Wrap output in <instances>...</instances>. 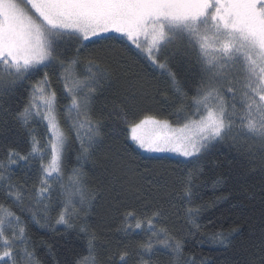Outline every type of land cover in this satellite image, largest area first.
I'll list each match as a JSON object with an SVG mask.
<instances>
[{"label":"trees","instance_id":"1","mask_svg":"<svg viewBox=\"0 0 264 264\" xmlns=\"http://www.w3.org/2000/svg\"><path fill=\"white\" fill-rule=\"evenodd\" d=\"M84 43L87 47H78L73 37L65 36L57 41L56 52L66 63L77 59L81 77L87 74L89 59L107 71L90 97L89 112L93 121L99 122V135L89 141L81 134L88 148L86 153L67 117L70 98L60 78L59 60L0 88V162L8 169H0L7 177L0 180V205L19 216L25 228L23 242L15 241L21 253L17 257L20 264H26L22 258L24 248L33 254V264H78L90 255L91 234H95L91 252L95 264H121L120 253L124 251L128 253L127 264H264V149L234 129L224 141L211 144L187 160L148 154L131 140L129 124L123 118L139 122L152 116L167 120L172 126L184 124L186 115L194 111L192 97L206 83L196 54L179 41L165 47L160 53L161 62L167 64L165 70L152 64L126 40ZM45 73L57 94L58 119L66 139L62 179L51 182L50 193H45L50 199L37 205L36 187L42 175L40 157L44 154V163L50 159V133L43 114L33 115L27 123L19 114L29 105L32 85L42 80ZM169 73H174L175 83ZM238 85H232L236 88L235 101L230 100L227 81L222 91L230 100L229 107L235 103L239 112L243 105ZM182 107L184 110L178 111ZM33 136L40 142L41 151L29 155ZM9 150L28 159L16 157V163L8 164ZM74 170L81 174L87 191L95 198L84 204L78 215L69 218L72 226L67 227L56 220L63 207L61 183L67 185ZM190 174L189 200L183 195V188ZM9 187L21 191L23 198L9 196ZM76 203L79 208V201ZM189 208L199 209L191 217L194 222H190ZM130 209L147 216L159 211L157 229L166 228L182 242L180 255L155 243L156 237L151 233L128 229L124 217ZM34 212L41 217L39 224L33 219ZM232 228L237 231L232 232ZM5 231L11 235V229ZM16 231L19 234L18 228ZM214 232L225 234L224 244L208 239ZM150 238L153 250L146 253L140 245Z\"/></svg>","mask_w":264,"mask_h":264},{"label":"snow or ice","instance_id":"2","mask_svg":"<svg viewBox=\"0 0 264 264\" xmlns=\"http://www.w3.org/2000/svg\"><path fill=\"white\" fill-rule=\"evenodd\" d=\"M65 36L73 37L78 47H87L85 41L122 43L126 40L152 64L165 70L167 64L160 60L165 47L179 41L196 54L203 66L206 83H202L192 97L194 111L186 115L181 128L169 131L167 120H156L152 116H145L139 122H129L126 116L123 117L129 124L131 140L140 149L194 157L211 144L224 141L234 129L239 130L238 135L254 140L264 149V0H0V88L26 79L41 65L59 60L60 78L70 98L67 117L72 121L77 139L81 140V148L86 153L88 148L81 134L89 141L99 135V122L93 121L89 112L90 97L96 91V85L106 78L107 71L89 59L87 74L81 77L77 71V59L66 63L57 55V41ZM169 74L175 83L174 73ZM225 81L227 92L232 93L231 101L236 100L233 83L240 84L243 109L239 112L235 103L229 107L230 100L222 91ZM32 88L29 105L19 116L27 123L33 115L43 114L42 119L50 133L47 146L50 147V159L44 163V154L40 157L42 175L36 187V203L39 205L42 200L50 199L45 193H50L51 182L62 179V152L66 137L58 119L57 94L52 90L47 73ZM183 110L182 107L178 111ZM32 140L29 155L41 151L35 136ZM16 157L28 159V156L9 150L8 164L16 163ZM0 169L8 170L3 162H0ZM6 179L0 173V180ZM190 180L191 174L183 188V195L189 200ZM61 189L63 207L56 223L71 227L69 218L83 211V205L95 196L87 191L81 174L76 170L67 185L61 183ZM8 195L21 200L24 194L9 187ZM47 207L45 204V210ZM198 212V208L188 209L190 222H194L191 217ZM159 215V211L147 216L130 209L125 213L124 223L128 229L151 233L156 237L155 243L179 256L182 242L174 239L166 228L157 229ZM33 219L38 224L41 222V217L35 212ZM6 229L12 230L11 235ZM81 231L86 229L81 228ZM231 231L237 229L232 228ZM24 236L25 228L20 217L0 205L2 264H20L17 257L21 253L17 251L15 241L23 242ZM208 239L224 244L227 238L223 232H214ZM94 240L95 234H91L90 255L78 264H95V257L91 256ZM153 246L150 238L140 248L151 253ZM127 256L126 251L120 253L121 264H127ZM22 258L26 264H33V254L27 248L23 249Z\"/></svg>","mask_w":264,"mask_h":264},{"label":"rangeland","instance_id":"3","mask_svg":"<svg viewBox=\"0 0 264 264\" xmlns=\"http://www.w3.org/2000/svg\"><path fill=\"white\" fill-rule=\"evenodd\" d=\"M95 39V38H94ZM134 47V46H133ZM146 57V56H145ZM49 64V63H48ZM44 66H46V65H41L40 67H44ZM156 66V65H155ZM239 86V85H238ZM239 88H240V86H239ZM241 89V88H240ZM37 103H39V101H37ZM183 126V124L182 125H180V126H172V125H170L169 124V131L170 130H175V129H179V128H181ZM130 135V134H129ZM136 145V144H135ZM138 147V146H137ZM139 148V147H138ZM209 148V147H208ZM207 148V149H208ZM206 150V149H205ZM204 150V151H205ZM144 151V150H143ZM144 152H146V151H144ZM146 153H148V154H153V155H169V156H172V157H176V158H179V159H183V160H187V159H190V158H192V157H188V158H185V157H183V156H180V155H178V154H176V153H150V152H146ZM55 175V174H54Z\"/></svg>","mask_w":264,"mask_h":264}]
</instances>
